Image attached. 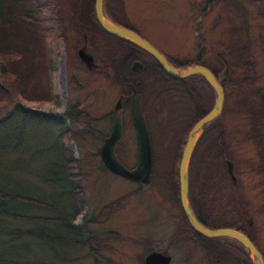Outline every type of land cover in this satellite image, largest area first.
<instances>
[{"label": "rangeland", "instance_id": "obj_1", "mask_svg": "<svg viewBox=\"0 0 264 264\" xmlns=\"http://www.w3.org/2000/svg\"><path fill=\"white\" fill-rule=\"evenodd\" d=\"M208 1L125 0V5L139 34L167 58L194 60L200 55L202 62L215 68L220 66L224 49L249 43L255 71L264 74V1L218 0L207 11L200 12ZM103 39L101 37V42ZM105 41L108 43L107 39ZM48 44L50 101H22L12 80L0 71V82L9 93V101L0 109V118L10 113L7 123L0 125V185L7 192L40 200L47 206L5 202L4 210L27 217L56 218L61 214L71 217L72 226L79 227L96 219L103 206L119 197H127L113 214L97 224L76 230L80 239H86L87 234L98 239L96 243L79 246L52 239L53 234L67 233L75 235L73 240H78L74 228L50 223L37 225L0 216V231L6 229L0 232V264H144L145 257L154 251H167L173 257L172 264H185L186 254L203 257L206 252L191 239L177 240L176 237V230L179 226L184 228V224L166 170L173 161L171 145L180 130L172 127V121L157 124L158 127L149 120L152 147L160 156L155 161L153 158V173L148 185L112 174L102 163L100 149L110 133L115 118L111 111L123 88L109 82L110 68L92 74L83 68L77 56L83 37L77 30L70 31L66 40ZM91 47L94 51L95 45L91 44ZM114 54L117 55V50L112 56ZM105 61L108 63V58ZM71 74L84 83L83 88L68 82ZM37 82L46 85L41 75L35 81L30 80L28 90L37 88ZM258 87L264 90V80ZM75 106L78 110L72 111ZM227 109L224 130L232 159L225 158V161L234 164L237 184L230 190L221 184L222 189L219 193L213 190L212 198L216 196V205H225L227 197L232 195L237 199L236 203L246 207L248 222L252 219L250 226L255 227L253 235L264 252V212L259 211L264 202L263 176L252 172L259 164L258 155L253 143L237 133L247 130V123L236 112L234 97L227 100ZM67 113L72 114L69 120L62 118ZM62 125L76 135L65 144L80 162L83 175L71 183L61 165L62 144L58 134ZM22 127L25 131L18 139ZM124 132L125 136L116 147V158L131 170L137 164L138 151L135 141L128 139L129 131L125 129ZM123 154H129L128 158ZM222 159L218 155L211 156L213 164ZM216 172L221 175V166L216 167ZM73 186H81L84 191L85 206L77 215L71 195ZM43 227L50 236L38 239L8 232L11 229L35 231ZM186 234L193 237L190 232ZM92 248L96 249L97 257L91 254ZM204 263L196 260L195 264Z\"/></svg>", "mask_w": 264, "mask_h": 264}, {"label": "trees", "instance_id": "obj_2", "mask_svg": "<svg viewBox=\"0 0 264 264\" xmlns=\"http://www.w3.org/2000/svg\"><path fill=\"white\" fill-rule=\"evenodd\" d=\"M218 0H209L205 3L201 12H205L208 8L215 4ZM256 2L264 0H253ZM95 0H0V71L5 76L12 80L14 88L19 95V98L24 102H48L52 99V94L48 86L50 74V51L49 42L58 40H66L70 31L77 30L79 33V25L87 34L89 41L94 46L96 36H101L105 39L103 49H110V41L116 44L117 55L115 59V70L118 72V84L125 88V82L128 81L123 74H130L129 67L133 60L144 62V58H148L159 69L161 76L166 84H171L178 98H187V110L190 122L182 131V135L178 134L175 143L171 145L173 148V161L166 170L170 181L171 193L180 211L181 221L184 224V229L190 232L194 239L201 245V248L210 253L223 252L224 255L217 256L221 258V264H252L245 251L232 241L225 239H205L197 234L188 224L185 214L182 210L179 200V179L178 167L182 156L184 146L188 135L195 124L211 111L215 101V95L209 84L200 76H191L184 80H175L168 77L161 69L159 64L145 51L136 45L113 37L104 32L97 24L94 15ZM105 12L109 19L116 25L123 28H130L129 18L127 16L125 2L123 0H105ZM93 36V37H92ZM108 40L106 43L105 40ZM224 49V48H222ZM109 51V50H108ZM201 54V52H200ZM222 61H219L220 66L210 67L202 62V57L194 60H180L177 58H168L170 64L176 69H185L189 66H201L207 68L220 83L224 92L223 111L219 118L213 122L203 133L198 141L192 154L189 164V203L197 220L209 229L228 228L236 230L244 234L252 244L262 252L264 260V252L258 238L253 235L255 227L250 226L248 222V211L241 203H236L237 199L232 195L227 197L225 205H216L215 198H212V192L216 193L222 189V185L232 188V183L229 182V176L226 171L225 158L231 160V155L228 152L229 140L226 138L224 130V117L228 111L227 100L230 97L235 98L236 112L242 115V119L247 123V130L238 131L243 135V138L253 143L258 159V166L252 172L263 176L262 185L264 194V90L258 85L264 80V74H257L255 71V61L250 53V44L238 48L224 49L221 53ZM223 60H226L228 67V75H224L226 65ZM41 75L45 80V87L38 83V87L28 90L30 80L40 78ZM224 80L221 81V78ZM167 91V89H165ZM194 94L197 101V110L191 115L192 99ZM9 101V93L7 88L0 82V109ZM78 110L73 107L72 111ZM71 111V112H72ZM10 116L6 114L0 118V125L7 123ZM62 118L71 119L72 114L67 113ZM63 126V125H62ZM18 139L23 136L25 128H20ZM75 133L62 127L58 134V141L62 144L61 155L63 157L62 167L67 173L68 182H74L82 178L81 164L74 157L73 152L66 147L67 142H70L75 137ZM153 143V141H152ZM155 153V154H154ZM218 155L223 158L218 163H212L211 156ZM160 155L154 152V161ZM209 158V159H208ZM221 166V175L216 172V167ZM156 169V166H155ZM222 184V185H221ZM230 192L229 194H231ZM72 200L75 208V215L79 214V210L85 206L83 199L84 191L81 186H73L71 188ZM127 195L117 198L109 204L103 206L99 211L97 218L92 221H86L79 227L72 226L68 216L59 215L56 218L43 217H27L16 215L15 213L4 210L5 202H17L47 206L45 202L40 200L23 197L15 192H7L4 186L0 185V216H8L14 219H21L28 222L50 223L56 225H66L74 228L78 240H73L75 235L69 234L54 235L52 239L71 242L76 245H85L96 243L97 238L87 234L86 239H80L76 230L88 226V224H97V221L103 220L108 215L113 214L118 210ZM227 206L229 208L227 209ZM260 212H264V202L259 208ZM5 225V224H4ZM38 225V224H37ZM6 229L2 228L1 231ZM45 228L39 230H21L11 229L8 232L11 235L19 237H36L42 238L50 236L45 233ZM0 231V232H1ZM91 254L96 256V249L91 250ZM1 261V260H0Z\"/></svg>", "mask_w": 264, "mask_h": 264}, {"label": "water", "instance_id": "obj_3", "mask_svg": "<svg viewBox=\"0 0 264 264\" xmlns=\"http://www.w3.org/2000/svg\"><path fill=\"white\" fill-rule=\"evenodd\" d=\"M104 4L105 0H95L94 2V15L96 22L104 32L113 37L128 41L145 51L157 61L162 71L168 77L175 80H184L191 76H200L212 88L215 95L213 108L209 113L201 118L190 131L179 162L178 179L180 204L188 224L201 237L205 239H225L232 241L245 251L252 264H264L262 253L257 250V248L244 234L228 228L209 229L205 227L197 220L189 203L190 160L194 149L203 133L222 114L224 93L220 83L217 81L215 76L204 67L189 66L185 69H176L172 67L166 57L154 47H152L148 42L143 40L133 31L118 26L112 22L105 12ZM77 55L80 61L85 64L88 69L94 70L95 66L93 59L85 52L84 48L78 50ZM223 61L226 65V69L223 74L226 76L228 75V65L226 60ZM139 69H142V65L138 62H135L132 65V70L137 72ZM223 80L224 77L221 78V81ZM130 98L132 100L131 118L137 135V164L133 169L129 170L124 167L116 158L115 147L121 137L122 132L120 118L117 119L112 125L108 137L104 140L100 149V158L105 168L112 174L131 182L148 185L151 182V176L153 172V150L151 136L142 116L140 97L134 92ZM120 102L121 100L117 102L116 110L120 108ZM225 165L232 185H236L237 178L234 173V164L231 161H226ZM252 223L253 221L250 219L249 225H252ZM144 264H170V258L159 252H152L145 257Z\"/></svg>", "mask_w": 264, "mask_h": 264}, {"label": "flooded vegetation", "instance_id": "obj_4", "mask_svg": "<svg viewBox=\"0 0 264 264\" xmlns=\"http://www.w3.org/2000/svg\"><path fill=\"white\" fill-rule=\"evenodd\" d=\"M123 1L125 2V0ZM129 25L131 29H128V28L126 29L133 31L134 33H136L138 36H140L144 40V38L139 34L138 29L130 21V19H129ZM79 30L83 37V45L80 49L84 48L85 52L92 57L93 63L95 66L94 70H90L79 59V61L84 66L83 68L91 74L99 73L103 70L110 68L111 74H109V78H108L109 82L112 84L116 83L117 85H119L118 84V72L117 70L113 69L115 67V59H116V54L112 56L114 51L116 50V44L114 43V41H110L111 42L110 45L112 44V46L110 47L109 51L107 48L106 50L108 52V55H107L105 54V51L103 49V45L101 42V36H96L95 50L92 51L90 49L91 42L89 43L88 36L82 29L81 25H79ZM88 43L90 44V46ZM105 58H108V61H109L108 63H106ZM166 59L169 60L167 57ZM135 62H138L142 65V69L141 70L139 69L137 72H134L132 70V65ZM144 62L145 63H142L137 60H133L129 67L130 74L127 72L123 74L124 77L129 76V78L127 77L128 81L125 82V85H126L125 88L127 89L121 90L122 92L119 93L117 97V101L113 107V110L111 111V114L115 116L112 125L115 123L117 119L120 118V124L122 128L121 137L117 145L121 141V138L125 136L126 132L124 131L125 129H127L129 131L128 139L131 141L134 140L137 146V135H136L134 125L132 122V118H131V101L132 100L130 96L134 92L136 93L137 96L140 97L141 112H142V116L144 118L147 128H148L149 120H151V122L156 123V125L161 124L162 122L163 124H169L172 121L171 122V124L173 125L172 127H175V129H179L180 130L179 133L180 135H182V131L184 130V128L188 126L190 122L187 110L185 109V106H187V98H185V95H183L184 99L178 98L176 96V93L173 92L174 88L171 86V84L165 83V80L161 76V73L159 69L156 67V65L152 63V61L148 58H144ZM113 70L115 73H113ZM68 82L78 85L80 88L84 87V83H80L78 79L76 78V76L72 74L70 75ZM165 89H167V91ZM195 98L196 96L194 94V99H192L193 106H191L192 107L191 115L193 117H194L193 112H196L197 110V101L195 100ZM119 100H121L120 108L116 110V104ZM157 126L159 127V125ZM151 141H152V138H151ZM177 141H179V138L177 139ZM116 147H115V155H116ZM128 156L129 154H123V157L125 158H128ZM181 227L182 226H179L178 229L176 230V232L178 233L176 235L177 240H190L191 239V241L194 242L193 243L194 245H197V247L199 245L201 247V245L194 239V236L191 237L190 235L186 234L188 233L186 228L184 229L183 227L182 228ZM154 252H159L161 254L168 256L170 258V264L173 263V257L169 255L167 251H154ZM221 255H224V253L215 252L214 254L213 253L209 254L208 252H206L205 255H203V257H197L193 253H192V256L189 254H186L185 264H195L196 260H200L201 263H204L206 261V263L204 264H212V263L221 264V261L223 260L221 258L220 259L217 258V256L221 257ZM188 257H190L191 260H188Z\"/></svg>", "mask_w": 264, "mask_h": 264}]
</instances>
